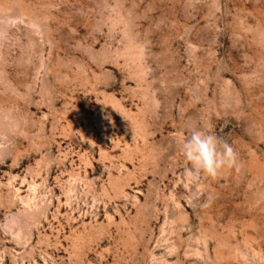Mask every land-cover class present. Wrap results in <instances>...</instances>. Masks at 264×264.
<instances>
[{
    "label": "rangeland",
    "instance_id": "obj_1",
    "mask_svg": "<svg viewBox=\"0 0 264 264\" xmlns=\"http://www.w3.org/2000/svg\"><path fill=\"white\" fill-rule=\"evenodd\" d=\"M0 264H264V0H0Z\"/></svg>",
    "mask_w": 264,
    "mask_h": 264
},
{
    "label": "clouds",
    "instance_id": "obj_2",
    "mask_svg": "<svg viewBox=\"0 0 264 264\" xmlns=\"http://www.w3.org/2000/svg\"><path fill=\"white\" fill-rule=\"evenodd\" d=\"M186 136L180 150L190 165L186 174L193 180L201 175L216 178L225 170H239L241 162L237 151L231 144L211 131L195 123L186 127Z\"/></svg>",
    "mask_w": 264,
    "mask_h": 264
}]
</instances>
